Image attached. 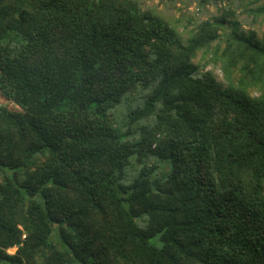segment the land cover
<instances>
[{
  "label": "trees",
  "instance_id": "1",
  "mask_svg": "<svg viewBox=\"0 0 264 264\" xmlns=\"http://www.w3.org/2000/svg\"><path fill=\"white\" fill-rule=\"evenodd\" d=\"M197 1L0 0V264H264V3Z\"/></svg>",
  "mask_w": 264,
  "mask_h": 264
},
{
  "label": "rangeland",
  "instance_id": "2",
  "mask_svg": "<svg viewBox=\"0 0 264 264\" xmlns=\"http://www.w3.org/2000/svg\"><path fill=\"white\" fill-rule=\"evenodd\" d=\"M141 2L147 6L156 7L160 14L166 16L173 25L177 27L179 31H183V28L186 22H193L196 19L203 20L208 18L214 13V6L207 2L206 5L200 6L197 0H141ZM240 6L245 7L251 4L252 7H257L260 4L264 3V0H240ZM226 0L219 1V4L224 5ZM243 8H240L238 11L239 19L245 17V14L242 13ZM249 21L250 18H247ZM245 31L253 30L255 36L258 40H264V17L258 18V21L252 26L247 25L246 23H241L240 25ZM204 53L198 52L194 61L201 59ZM212 53H209L207 57H211ZM206 69H211L216 74L217 78L221 81H225V76L221 70L219 64H214L213 62L207 63L205 65ZM234 76V74H233ZM235 78V77H234ZM249 91L252 94H258V89L255 86H249ZM1 103L7 104L9 107H15L11 102H6L0 98ZM15 249L11 248L9 252H13Z\"/></svg>",
  "mask_w": 264,
  "mask_h": 264
}]
</instances>
